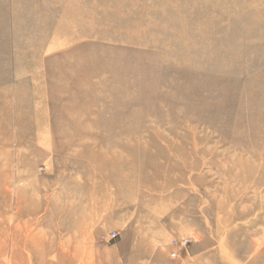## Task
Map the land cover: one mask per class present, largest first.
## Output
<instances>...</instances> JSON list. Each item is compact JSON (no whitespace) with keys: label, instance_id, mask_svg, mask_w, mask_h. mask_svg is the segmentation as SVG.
<instances>
[{"label":"rangeland","instance_id":"1","mask_svg":"<svg viewBox=\"0 0 264 264\" xmlns=\"http://www.w3.org/2000/svg\"><path fill=\"white\" fill-rule=\"evenodd\" d=\"M0 264H264V0H0Z\"/></svg>","mask_w":264,"mask_h":264},{"label":"built area","instance_id":"2","mask_svg":"<svg viewBox=\"0 0 264 264\" xmlns=\"http://www.w3.org/2000/svg\"><path fill=\"white\" fill-rule=\"evenodd\" d=\"M115 237V236H114ZM173 256H176V253H173Z\"/></svg>","mask_w":264,"mask_h":264}]
</instances>
